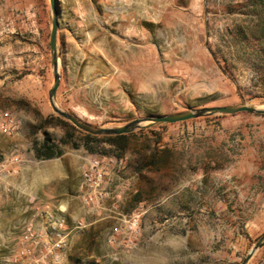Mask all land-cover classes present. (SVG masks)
I'll list each match as a JSON object with an SVG mask.
<instances>
[{
    "label": "rangeland",
    "instance_id": "1",
    "mask_svg": "<svg viewBox=\"0 0 264 264\" xmlns=\"http://www.w3.org/2000/svg\"><path fill=\"white\" fill-rule=\"evenodd\" d=\"M193 1L181 0L192 3L185 13L150 14L138 36L91 14L79 20L76 6L57 1L56 106L112 128L191 109L264 105V0ZM49 17L48 0H0V170L12 174L22 160L24 188L37 148L45 139L58 145L62 158L40 169L53 177L63 166L68 174L54 176L48 191L67 188L71 242L63 264H240L264 235V116L239 113L137 132L120 158L87 152L77 132L60 144L65 130L49 119L58 117L48 102ZM155 140L171 155L140 177L136 167ZM93 157L104 162V211L83 201L82 169ZM140 188L149 199L135 203ZM44 191L39 187L38 195ZM41 216L39 209L38 222ZM133 216L140 222L133 243L110 244L109 234ZM0 264L30 262L0 237ZM247 264H264V247Z\"/></svg>",
    "mask_w": 264,
    "mask_h": 264
},
{
    "label": "crops",
    "instance_id": "2",
    "mask_svg": "<svg viewBox=\"0 0 264 264\" xmlns=\"http://www.w3.org/2000/svg\"><path fill=\"white\" fill-rule=\"evenodd\" d=\"M57 1L63 5L76 6L74 12L78 14L79 20H88L91 14L93 20L113 24L115 30L130 36L143 35V22L150 14L159 16L170 12L185 13L192 4L190 2L183 4L181 0H128L126 8L121 13L103 0ZM193 3H196L195 0ZM62 156L59 155L56 159H60ZM52 159H39L36 157V153L34 154L29 160L33 170L28 177V185H21L24 188L18 186V181L23 180L22 171L25 169L22 160L14 161L15 170L12 174L0 170V237H2L4 248H11L13 253L17 251L19 253L23 249L21 248V226L31 225L35 230H39L46 223L45 216L40 217V222L36 220L39 209L42 213L45 211H62L63 216L67 212L69 205L66 194L67 188L62 187L56 193H48L50 191L49 183L55 178L54 176L64 179L68 176L67 171L62 166L59 172L52 177L40 169L42 165L53 161ZM14 173L16 174L13 175ZM39 187L45 189L43 193L45 196L38 195ZM47 196L51 198L44 199ZM102 210L104 211L105 208ZM30 252H32L31 249Z\"/></svg>",
    "mask_w": 264,
    "mask_h": 264
},
{
    "label": "built area",
    "instance_id": "3",
    "mask_svg": "<svg viewBox=\"0 0 264 264\" xmlns=\"http://www.w3.org/2000/svg\"><path fill=\"white\" fill-rule=\"evenodd\" d=\"M103 1L121 13L128 2V0ZM81 178L85 205L91 207V210H101L104 200L109 197V192L103 187L105 180L103 160L98 157L87 160L83 166ZM44 216L46 223L41 229L35 230L31 225L24 226L21 234L23 249L19 255L27 257L30 264H63L65 251L71 242L65 218L62 211H45ZM139 223L137 216L124 217L121 221V228H114L109 234L108 242L115 246L131 245L133 235L139 229ZM122 233L125 236L121 237Z\"/></svg>",
    "mask_w": 264,
    "mask_h": 264
},
{
    "label": "water",
    "instance_id": "4",
    "mask_svg": "<svg viewBox=\"0 0 264 264\" xmlns=\"http://www.w3.org/2000/svg\"><path fill=\"white\" fill-rule=\"evenodd\" d=\"M49 3V51H50V66L53 77L51 88L48 91V102L54 114L64 121L70 123L74 128L84 133L93 136H119L133 133L137 130L150 129L158 126L172 125L182 123L190 120H196L206 117L218 116H232L239 113H247L252 115H263L264 109L256 108L257 105L241 102L232 106L221 107H205L199 109L185 110L170 115L144 117L134 119L127 124L120 127L100 128L92 126L88 123L82 122L77 117L60 110L55 104L56 90L59 86V53L57 48V28H58V8L57 0H48ZM264 106V105H260ZM262 247H264V235H262L248 251L247 255L243 258L240 264H247L252 256Z\"/></svg>",
    "mask_w": 264,
    "mask_h": 264
},
{
    "label": "trees",
    "instance_id": "5",
    "mask_svg": "<svg viewBox=\"0 0 264 264\" xmlns=\"http://www.w3.org/2000/svg\"><path fill=\"white\" fill-rule=\"evenodd\" d=\"M260 25L263 27L264 24L260 20ZM264 29V27H263ZM225 71V69H224ZM49 119H54L58 125H60L65 130V135L59 139L60 144H67L70 139L73 138L74 133L77 132L81 135V138H78L80 141V145L89 153H98L114 158H120L124 153L128 140L135 136V133H143L148 132L150 134H154L156 129H163L166 126H158L150 129L144 130H137L136 132L126 134V135H119V136H93L87 133L81 132L74 128L70 123L54 116H50ZM204 119H211V118H204ZM193 121V120H190ZM48 120H45L44 123H47ZM187 122V121H186ZM185 123V122H182ZM154 145L150 149L148 159L145 160L142 164H138L136 167V174L141 177V173L144 172H151L152 168H155L159 165H164L168 161V157L170 154V148L158 146L159 141L155 140ZM74 147H78V144L74 142ZM61 154L60 150L58 149V145L53 143L51 140L45 139L42 144L36 150V157L39 159H51L54 157H58ZM142 178H144L142 176ZM146 185H152V182L144 178ZM149 191L146 189L140 188L135 190L132 200L135 203H140L149 199Z\"/></svg>",
    "mask_w": 264,
    "mask_h": 264
},
{
    "label": "bare ground",
    "instance_id": "6",
    "mask_svg": "<svg viewBox=\"0 0 264 264\" xmlns=\"http://www.w3.org/2000/svg\"><path fill=\"white\" fill-rule=\"evenodd\" d=\"M257 105V104H256ZM256 108H259V109H264V106H260V105H257L255 106Z\"/></svg>",
    "mask_w": 264,
    "mask_h": 264
}]
</instances>
